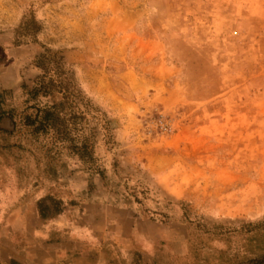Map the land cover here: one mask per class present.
<instances>
[{
  "label": "rangeland",
  "instance_id": "rangeland-1",
  "mask_svg": "<svg viewBox=\"0 0 264 264\" xmlns=\"http://www.w3.org/2000/svg\"><path fill=\"white\" fill-rule=\"evenodd\" d=\"M0 187L83 262L264 264V0H0Z\"/></svg>",
  "mask_w": 264,
  "mask_h": 264
},
{
  "label": "crops",
  "instance_id": "crops-1",
  "mask_svg": "<svg viewBox=\"0 0 264 264\" xmlns=\"http://www.w3.org/2000/svg\"><path fill=\"white\" fill-rule=\"evenodd\" d=\"M35 195L0 187V264H96L74 257L83 245L70 244L81 228H68L66 214L49 217L45 196Z\"/></svg>",
  "mask_w": 264,
  "mask_h": 264
}]
</instances>
